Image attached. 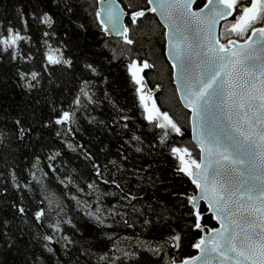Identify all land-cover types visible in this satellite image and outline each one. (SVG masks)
<instances>
[{
    "label": "trees",
    "instance_id": "1",
    "mask_svg": "<svg viewBox=\"0 0 264 264\" xmlns=\"http://www.w3.org/2000/svg\"><path fill=\"white\" fill-rule=\"evenodd\" d=\"M119 1L125 9L129 4L132 10L150 6L146 0ZM205 2L199 0L196 7ZM72 3L73 12L67 14L54 0H0V34L10 25L22 27L21 9L29 17L24 34L30 39L21 48L25 55L32 57L27 62H13L9 53L0 52V221L7 222V234L0 238V264H25L35 257H42L37 264H61V261L106 264L99 257L104 253L110 257L122 256L120 249L138 252L139 256L122 257L116 264H169L174 257L179 260L194 256L197 250L191 245L198 233L190 229L184 200L177 194H191L195 188L187 176L177 171L179 161L171 148L188 147L194 157L200 153L192 141L189 111L177 96L173 67L165 52V28L156 14L149 12L131 30L135 43L125 45L120 36L110 37L101 29L95 16L98 0H72ZM44 11L54 17L52 28L32 17ZM126 22L130 23L128 18ZM45 31L49 32L48 37L43 35ZM49 47L59 48L65 58L72 60V66L55 65L45 72V53ZM134 58L154 65L141 73L145 77V89H152L157 107L169 113L183 135L169 130L166 143L159 142L163 132L145 119L147 113L139 99L138 86L128 70ZM85 63H93L99 74L85 69ZM18 67L41 72V86L31 92L23 90L16 78ZM84 80L91 82L89 87L96 102L77 112L73 133L67 134L63 126L52 122L55 115L52 107L67 108ZM121 116L129 117L127 129L122 127L125 121L119 120ZM17 119L31 129L23 139L17 138L14 123ZM57 132L61 134L58 136ZM133 134L141 140L132 141ZM69 143L75 150L68 147ZM136 147L142 151L136 152ZM56 152L60 155L49 159ZM86 153L94 160L86 158ZM110 160H116L123 170L116 172L115 166L108 164ZM94 161L108 165L105 178L112 179L115 173L119 189L96 177ZM49 165L55 167L54 172ZM90 183L96 187L89 188ZM129 194L137 199L131 203L122 199ZM15 205L24 206L27 217H21ZM85 205L92 210L102 209L104 226L86 215L90 208ZM133 206L138 211H133ZM38 207L50 208L48 222L60 221L63 234L75 241L71 258L64 255L60 245H53L58 255L51 256L42 249L43 242L34 239L51 233L46 223H35L33 213ZM110 210L126 215H110ZM125 219L132 227L124 223ZM145 219L151 223L145 224ZM207 224L212 228L218 226L210 214ZM0 231H4L3 226ZM176 232L182 235L181 249L168 244L157 256L138 247V242L163 244ZM9 238L15 243L11 250L3 246V241Z\"/></svg>",
    "mask_w": 264,
    "mask_h": 264
},
{
    "label": "snow or ice",
    "instance_id": "2",
    "mask_svg": "<svg viewBox=\"0 0 264 264\" xmlns=\"http://www.w3.org/2000/svg\"><path fill=\"white\" fill-rule=\"evenodd\" d=\"M54 2L67 14L73 12L72 0ZM101 3L102 11L95 13L101 29L106 34L120 36L123 44L129 46L135 43L130 35L132 28L138 26L147 13L161 16L168 29L164 35L169 49L167 54L173 61L174 78L179 81L177 90L183 89L181 99L192 112L193 141L199 147V156L194 157L188 147L174 146L171 153L179 161L177 171L187 176L195 188L191 194L183 192L177 195L184 200L183 207L190 220V229L198 233V238L191 245L198 255L179 260L174 257L169 264H264V0H206L202 7L198 6L195 10L193 5L197 0H146L151 7L137 10H132L131 4L125 9L116 0H101ZM32 17L48 28H52L55 23L48 11L39 16L32 14ZM123 17H127L130 23H123ZM229 17L232 18L231 22L222 25L223 30L217 34V25L220 21H228ZM175 19L180 20L183 30L180 24H169L170 20ZM20 21L21 28L10 25L4 34H0V52L9 53L13 62L32 59L21 48L23 42L30 39L24 34L29 17L22 9ZM43 35L48 37L49 32L45 31ZM45 60V72L51 66L71 67L73 63L63 56L59 48L51 47L45 53ZM84 67L94 75L99 74L93 63H85ZM153 67L148 60L135 58L128 64L132 80L138 86L139 99L147 113L145 119L162 130L159 142L164 144L170 136L169 130L178 135H183V132L167 111H160L155 100H152L151 108L148 107L147 101L152 99L148 93L152 89L145 92V77L141 73ZM16 78L23 90L31 92L41 86L42 74L18 67ZM90 83L89 80L81 82V87L67 108L58 110L52 107L55 113L52 122L63 126L67 134L73 133L77 112L96 102L90 91ZM233 113L237 117L235 121ZM128 119L127 116L119 118L125 121L122 124L125 129L128 128ZM14 123L17 125L18 139H23L31 131L19 119ZM60 134L57 132L58 136ZM131 140L140 141L141 137L133 134ZM68 147L75 150L70 143ZM135 151L140 152L142 149L136 147ZM59 155L56 152L49 159ZM86 158L94 160L89 153H86ZM127 158L122 155V159ZM108 164L115 166L116 172L123 170L116 160H110ZM92 166L102 183L114 185L118 189L121 187L114 178L115 173L112 179L105 178L107 164L101 165L94 161ZM49 167L55 171L53 165ZM32 175L35 179V173ZM12 179L15 180L14 174ZM88 187L95 188L96 185L90 183ZM72 199L80 203L77 197L73 196ZM122 199L131 203L137 197L129 194ZM40 203L43 204V201ZM14 207L21 217H27L28 210L24 206ZM133 211L138 209L133 206ZM109 214L126 215L111 210ZM209 214L219 227H208ZM49 215L50 208L44 207H38L33 213L37 225L46 223L51 229V233L34 236V239L41 240L42 249L51 256L58 255L53 245H60L64 255L71 258V247L75 241L63 234L60 221L48 222ZM86 215L97 224L105 225L101 208H90ZM124 223L132 227L126 219ZM144 223L149 224L151 221L145 219ZM0 226L4 228V231H0V238H3L7 234V222L0 221ZM168 244L174 249H181L182 235L176 232L166 238L163 244L138 242V247L159 256ZM3 246L11 250L15 243L9 238L3 241ZM120 251L122 256L110 257L104 253L99 260L116 264L122 257L128 259L139 256L138 252ZM41 258L35 257L32 261H25V264H37ZM61 264L64 262L61 261Z\"/></svg>",
    "mask_w": 264,
    "mask_h": 264
},
{
    "label": "water",
    "instance_id": "3",
    "mask_svg": "<svg viewBox=\"0 0 264 264\" xmlns=\"http://www.w3.org/2000/svg\"><path fill=\"white\" fill-rule=\"evenodd\" d=\"M199 0H197V2H198ZM116 2H117V4L118 5H120L121 7H124L123 5H122V3L119 1V0H116ZM149 7H151V6H149ZM197 7H196V4L195 5H193V10H195ZM102 9H103V4L101 3V0H99L98 1V10H101L102 11ZM156 16L159 18V20H160V22H161V24L165 27V25H164V23L162 22V20H161V16L160 15H158V14H156ZM126 18L127 17H123V23H125V24H127L126 23ZM180 24V20L179 19H175V20H170L169 21V24L171 25V24ZM221 23H222V21H220V23L217 25V28H216V31H217V34H219L220 33V27H221ZM180 26H181V28H182V30H183V25L182 24H180ZM168 31V29L167 28H165V32H167ZM189 35H190V37H191V34L190 33H188ZM108 36H110V37H119V36H117V35H115V34H107ZM241 43L243 42V41H240ZM165 52H166V56H167V59L169 60V62L171 63V65H172V63H173V61L172 60H170L169 59V56H168V51H169V49H168V45H167V42H166V47H165ZM174 70H173V78H174ZM178 83H179V81L177 80V79H175L174 78V85H175V88H176V92H177V96H178V99H179V101L181 102V104L185 107V103H184V101H182V99H181V97H182V94H183V89H181L180 91H178L177 89H178ZM186 108V107H185ZM188 111H189V113H190V129H191V136H192V141H193V128H192V112H191V110L189 109V108H186ZM237 119V117H236V115H235V113H233V121H235ZM193 144L196 146V144H195V142L193 141ZM198 149H199V147L198 146H196ZM216 227H219V225L218 226H216ZM195 255H198V252L195 254ZM197 264H199V262H197Z\"/></svg>",
    "mask_w": 264,
    "mask_h": 264
},
{
    "label": "rangeland",
    "instance_id": "4",
    "mask_svg": "<svg viewBox=\"0 0 264 264\" xmlns=\"http://www.w3.org/2000/svg\"><path fill=\"white\" fill-rule=\"evenodd\" d=\"M145 92L147 93V92H148V89H145ZM148 95H150V96L152 97V93H151V92L148 93ZM152 100H154L153 97H152L151 100H148V101H147V104H148V106H149L150 108H151V106H152Z\"/></svg>",
    "mask_w": 264,
    "mask_h": 264
},
{
    "label": "bare ground",
    "instance_id": "5",
    "mask_svg": "<svg viewBox=\"0 0 264 264\" xmlns=\"http://www.w3.org/2000/svg\"><path fill=\"white\" fill-rule=\"evenodd\" d=\"M158 20H159V18H158ZM159 22H160V20H159ZM161 23V22H160ZM165 28V27H164Z\"/></svg>",
    "mask_w": 264,
    "mask_h": 264
}]
</instances>
